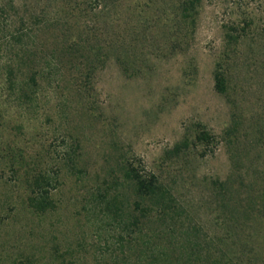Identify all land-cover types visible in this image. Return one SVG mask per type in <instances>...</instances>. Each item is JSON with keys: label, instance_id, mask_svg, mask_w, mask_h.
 Listing matches in <instances>:
<instances>
[{"label": "rangeland", "instance_id": "1", "mask_svg": "<svg viewBox=\"0 0 264 264\" xmlns=\"http://www.w3.org/2000/svg\"><path fill=\"white\" fill-rule=\"evenodd\" d=\"M21 1L0 0V264H122L99 260L97 246L118 254L120 239L98 222L96 232L84 208L107 194L148 232L155 218L135 208L132 167L177 194L183 212L170 223L183 228L170 239L201 246L191 264H264V0H201L185 42L174 38L179 0ZM47 64L59 67L54 91L40 75ZM185 136L190 150L169 156ZM71 149L66 165L58 158ZM32 165L60 169L43 213L28 204ZM126 241L136 260L141 241Z\"/></svg>", "mask_w": 264, "mask_h": 264}, {"label": "trees", "instance_id": "2", "mask_svg": "<svg viewBox=\"0 0 264 264\" xmlns=\"http://www.w3.org/2000/svg\"><path fill=\"white\" fill-rule=\"evenodd\" d=\"M32 0H22L20 6L22 9H61L59 5L61 0H36L33 5ZM94 5H91L89 9H97L101 6L100 0H94ZM100 3V4H99ZM201 0H179L175 5L177 9V37L175 40H182L185 42V38L189 35V31L194 29L195 16L197 7L200 5ZM15 4L12 1L8 4ZM84 8V7H83ZM81 7V9H83ZM0 9H4L0 7ZM38 18L36 21L38 22ZM25 35V34H24ZM23 35L17 34V38L20 42V38ZM52 69H58L59 67H52L47 64L44 70L41 72V76L48 83V89L54 91L53 82L55 80ZM9 82L11 79L8 77ZM29 82L34 86L36 84L35 76H32ZM215 89L221 94H225L227 90L226 79L224 75L216 69L214 72ZM56 88V85H55ZM56 91V90H55ZM22 95L27 96L31 99L30 94L23 93ZM194 140L200 144L209 147L213 142L214 137L201 125H196ZM194 140L184 137L181 142L174 145L172 149L168 151L169 156L179 157L183 156L191 148ZM195 147V145H194ZM74 149L63 154V157L58 159L64 163L69 164L73 159ZM62 156V155H61ZM58 166V163L56 164ZM51 167V166H50ZM43 168L32 165L25 172V184L29 191L28 204L29 206L39 213L46 212L55 207L51 196V191L55 188L56 176H58L60 169L58 168ZM77 170L74 169L73 172ZM130 174L135 182L136 194L138 201L135 203V208L142 218L149 219L150 217L155 218L154 222L151 221L148 232H143L140 228V221L138 218L132 216L131 213L119 208L113 199L107 194L92 195L89 198L88 206L84 208L86 211L88 223L96 232L97 223L103 224L107 232H117V237L120 239L118 243V254H113L106 247L107 242H104V246H97L99 249L98 257L102 261L104 253L108 252V260L115 263L114 259L118 258L122 264H191L201 259L203 255L201 252V246L197 243H193L192 237H185L180 240V244H173L170 238L176 237L175 227L179 226L181 229L183 226L174 225L170 223L173 219H178L183 210L180 204L177 194L172 191L166 182H164L159 175L153 172L138 171L135 168L130 169ZM213 184L218 187V191L221 192L223 183L221 181H213ZM217 190V188H216ZM216 193V192H215ZM93 218V219H91ZM165 221L160 223L162 230L156 227L157 221ZM159 225V226H160ZM193 233V231H192ZM165 236V237H164ZM164 238V239H163ZM140 240V250L138 252V258L130 261L124 257L122 246L125 242ZM99 244V243H98ZM120 245V246H119ZM159 251L154 255V249ZM104 260V259H103ZM105 262V261H104ZM60 264H68L65 260H61Z\"/></svg>", "mask_w": 264, "mask_h": 264}]
</instances>
